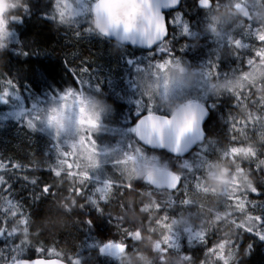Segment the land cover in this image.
Returning a JSON list of instances; mask_svg holds the SVG:
<instances>
[{"label":"snow or ice","instance_id":"6c2138e0","mask_svg":"<svg viewBox=\"0 0 264 264\" xmlns=\"http://www.w3.org/2000/svg\"><path fill=\"white\" fill-rule=\"evenodd\" d=\"M76 3V15L74 23L76 24L75 35L77 37L81 36L80 24H87V17L91 13L93 6V0H75ZM216 3V0H197V5L203 8L206 12L207 8L212 7ZM261 3H264V0H261ZM180 4V0H148V8L154 13L158 21L163 23V32L159 34L156 38H137L135 36L130 37V41L133 44L146 45L149 47H154L152 56L144 66L137 67V76L135 88L138 90V97L135 100L137 105L136 112L140 116L138 122L129 130L132 134V138H127V143L123 145H118L116 151L121 152V158H115L112 156V151L110 147L101 148L97 142L96 135L90 134V143L96 147L95 160L87 167H82L81 164H78V156L70 155L71 149L78 142L73 137L78 136L80 132L76 133H65L63 135L53 134L51 136L52 145L51 150L54 151V158L51 159V162L48 164L47 168L56 183L49 184L47 182L40 183L39 177L29 178L28 175H17L18 172H29L36 171L37 169L27 167L21 163H13L11 160L8 163L0 161V194L7 193L6 197H0L5 200L6 206H0V237H7L8 239L19 238V243L13 244L10 251L15 253L14 255L6 256L3 249H0V264H41L43 260H50L51 258H44L47 253L48 256H58V252L54 249H48L43 246L34 248L38 254V258L35 260H28L23 258L26 254V251L29 248H33L32 241L21 237L19 231L13 227L14 221H19L22 223L27 230L30 231L31 226L35 223L31 216L32 214L24 212V205L20 202L13 203L12 193V179L11 177H19L26 182L25 186H33V190L29 193V198L32 202L39 201L43 197H55L57 192H53L52 189L55 187L60 189L63 187V180L74 181L66 189L74 199L72 200L73 208L68 209L69 212L74 211H85L87 206H91L101 216H106L109 219V222L117 230L119 239H108V240H96L91 245L89 249H95L99 255H107L110 257L118 256V251H113L117 244H122L125 251L132 249L137 243L136 233L140 232V228L129 229L124 226L122 217H113L111 212H105V206L111 202V200L116 196L117 191L121 189L132 190L133 183L121 182L120 179L116 176L106 175L104 178H101L97 170L101 165L106 162L105 158H111L109 162L113 164L115 170L123 163L124 160L128 159L131 156L139 157L148 163L157 162L159 158L156 155H149L145 151L146 146H161L167 148L175 155H181L185 153L189 148L199 143L200 150L197 154V159L195 162L200 163V167H194L189 164L187 159L180 162L176 169L170 168L169 164L162 168L161 179H156L155 177L149 178L147 176L137 179L142 180L145 184V187L151 189L152 191H159L161 187L167 185L168 190L175 195L176 199H179L181 196H188L189 190H197L199 188V181L201 174L203 172V164L206 163L209 158L208 152L213 150L212 145L207 143L209 137H206L203 128L202 122L207 115V107L202 103V111L200 115L199 126L197 127L195 134L186 135L182 141L180 147L177 149L175 147V131L176 126L172 118L169 117V114L164 111L158 104L155 103L153 95L147 94L142 88V79L147 78L149 75L150 69H160L164 64L171 61L173 58L178 57L175 55L174 48L171 44L169 37V25H176L179 21L182 24V34L186 36L193 37L197 35L196 32L191 30L189 22L184 19L183 13L177 12L174 17L171 19L166 18L163 10L169 7H176ZM236 7H243L245 9L244 16L247 20V28L238 32H234L228 37L229 46L234 45L235 51L233 56H235L239 61L241 66L245 65L247 71L242 70V67L233 68L230 72H220L219 69V60L215 59V62L212 58H209L205 63L208 65L209 74L215 73V79H223L229 81V78H232V81H248V87L246 90H236L230 86H226L224 92L217 97L223 94H230L233 97L234 108H239L241 105L249 104L255 106L258 110H264V101H261L259 98L252 99L255 95L257 88L256 84L259 82L261 86H264V72L260 74V79L257 81L252 78L253 74L256 72L257 64L262 58L261 56V47H264V37L261 36L259 30L254 27L256 21L252 18V9L256 7L254 3H247L246 0L244 3H236ZM30 11L29 4L23 9V11L16 16L13 22H22V15ZM57 11L56 0H52V7L50 11L44 13L45 17L54 21L55 13ZM85 34L91 32L87 27L83 29ZM239 35L241 38H236ZM244 38L255 39L260 42L261 47L258 49H253L250 43H245ZM174 39V37H172ZM185 44L181 51H183ZM23 55H28V52L20 50ZM241 51H246L248 53H254L251 58H248L245 62ZM162 57L161 60H156V57ZM166 57V58H165ZM67 64V61H65ZM91 70L88 67L81 66L79 71L72 69L73 81L75 86H69L65 90L58 92L57 95L50 97V100L44 104L39 102H32L30 108H21L19 111L12 113L15 118L21 122L23 127H26L30 132L45 131L47 128L46 124V113L49 110V106L56 104L58 100H62L63 96L68 92L79 93L83 95L84 93L96 94L101 91L100 82L92 84L90 79H84L85 75L89 76ZM152 75L155 77L157 83L155 84L156 93L164 97H175L177 94H183L184 89L181 85L177 84L172 89L166 90L163 84V81H160L158 72H153ZM252 78V79H250ZM231 83V81H229ZM0 85L3 86V90L0 91V103L7 104L9 102V97H14L16 99L20 98V88L19 84L13 77H7L3 80H0ZM203 86L201 85V88ZM204 96H207V92H203ZM199 107H201V101L197 99ZM211 107H215V104H212ZM147 113L146 115L144 113ZM156 115L161 120L167 122V127L163 130V138L158 140L154 136L149 139V116ZM228 125V130L230 132L229 146L222 148V154L225 157H228L235 146H239L240 141L237 137L240 134L241 129H247L250 125L252 131L255 132L257 126L260 124V117L257 116L256 119H237L234 118V115L229 113V117L226 121ZM238 125L240 127H238ZM89 135V134H86ZM264 155V153H256L253 150V158L248 161L250 170L254 175L258 177L256 183H254L250 188L244 189L242 191L229 192L226 196L227 204L225 205L230 209L229 214H232L231 210H235L234 224L238 230V233H251L255 235L258 239L264 240V200L256 201L250 200L249 197L252 194L257 196L260 195V188L258 184H264V160L259 159V156ZM71 167L68 166L66 161H70ZM191 169V170H190ZM42 170V169H40ZM117 172V171H116ZM118 173V172H117ZM175 177L174 182L169 181V177ZM119 178V174H118ZM136 180V181H137ZM239 201L243 203V207H240ZM83 199L85 203L79 204L78 200ZM176 199L168 200L165 202V206H161L159 203L156 205V211L167 212L171 210V205L176 203ZM190 201L188 199H180L179 205L186 206L189 205ZM128 207V205H124ZM259 210V215H251L250 213L255 210ZM144 210L143 208L141 209ZM87 216V215H86ZM244 217L242 222L240 218ZM167 218V217H165ZM113 220L116 223H112ZM82 224H87L91 226L93 224L92 218H87L80 222ZM42 233L40 231L36 232V235L39 236ZM213 234L216 235V231L211 233L205 232H192L190 230H185L184 233L172 234L169 237L168 243L162 245V250H181V237L186 236L189 244L200 243L205 246L207 251L205 256L215 250L216 244L212 243L209 247L210 236ZM242 235L239 236L241 238ZM39 243V240H37ZM231 244L239 248L237 240L233 239ZM253 244L250 243L247 246V255L251 253ZM82 249L73 257H67L68 264H83L81 260ZM185 260H191L190 255H185L183 257Z\"/></svg>","mask_w":264,"mask_h":264},{"label":"trees","instance_id":"16d2710c","mask_svg":"<svg viewBox=\"0 0 264 264\" xmlns=\"http://www.w3.org/2000/svg\"><path fill=\"white\" fill-rule=\"evenodd\" d=\"M197 0H183L181 10L184 11L185 18H187L191 25L192 31L196 32L197 35L190 37L186 35H180L175 41H171V44L174 48L175 55L180 58L188 59L190 62L196 63L199 59L204 58L207 61L209 58H212L215 62V59H227L229 61L233 56V49H221L219 50L215 43L211 41V38L217 34H213L211 31L214 30V27L217 23L207 20V29L197 28V22L203 14L200 12V8L196 4ZM218 10V9H217ZM234 19V18H232ZM228 21V20H222ZM258 22H261L259 20ZM264 22V20H262ZM195 23V26H194ZM258 24H255L256 28ZM194 26V27H193ZM260 27L263 28V24H260ZM27 36L25 43L28 46L30 54L35 57L30 56L27 63H19L18 60L22 58L20 56L11 57L5 56L6 50L0 52V70L5 72L7 70V65H13L14 68L24 72L23 76L26 77L25 80L28 84L33 86L37 85L39 78V70L45 73V80L54 78L55 73L59 70L60 64L63 61L62 59L68 61H75L76 67L80 69L81 66L85 67H94L90 66L92 61L97 65H107L109 62V56L111 54V49L108 48L102 43L95 44L93 42L101 38L98 34H85L73 38L72 44L64 50V46L58 44V40L54 42L52 35V30L47 23L44 25H30L27 26ZM216 28V27H215ZM222 28V26H221ZM226 29H232L231 26H225ZM260 30V28H257ZM207 31L212 33L211 35L205 34ZM57 36V35H56ZM170 36H173L170 33ZM58 37V36H57ZM171 40V39H170ZM251 43L254 47H257L258 41L251 39ZM183 51L181 48L184 45ZM38 46L43 49V59L40 60L38 56ZM114 55V54H112ZM115 56V55H114ZM88 58L87 62H84L80 59ZM90 61V63H88ZM109 64V63H108ZM115 68H123L116 61L114 62ZM5 79L4 73H0V80ZM264 87V86H263ZM34 89L32 92L40 95L39 90ZM264 91V90H263ZM263 110H258L257 107L251 105H243L239 108H230L226 109L221 107L220 109L211 110L210 117L207 121V126L209 127V143L215 144V148L227 147L229 146L230 132L228 130V125L226 123L229 113L234 115V118L237 119H256L257 116L260 117V124L257 126L255 132L252 131L251 125L247 129H241L240 134L237 139L240 141L239 146L235 147H247L251 151L249 152V161L253 158V150L256 153H264V127L263 119H261ZM219 119V120H218ZM209 123V124H208ZM225 124V126H224ZM238 127H240L238 125ZM86 134L85 128L81 130L76 138H82ZM53 136V133L52 135ZM75 137H73L75 139ZM79 145H75L71 149L70 155H72L73 150H76L78 156L79 150L84 148L85 141ZM52 139L44 131H35L30 132L26 127H23L22 124L16 123H2L0 124V161L8 163L11 160L13 163H21L27 167L35 168L36 171L22 172L20 175H28L29 178L39 177L38 170L40 168L46 169L48 164L51 162V159L54 158V151L51 150ZM94 146V145H93ZM214 150L213 146H211ZM234 147V148H235ZM211 150V151H213ZM199 151V150H198ZM195 152V151H194ZM193 161L195 162L197 157ZM214 156V155H213ZM209 160V169L212 165V170L218 167H226L229 169H235L234 167L237 164H234L230 158L221 157L218 160L216 156ZM259 159L264 160V155L259 156ZM71 160L68 163V166L71 167ZM81 160L77 163L80 164ZM196 163V162H195ZM199 163V162H198ZM177 168V167H176ZM247 168L250 170L249 165ZM251 171V170H250ZM45 180L44 183H51L53 180L51 173L48 170H44ZM248 184L252 186L256 183L258 177L251 172L247 171L246 173ZM226 176V175H225ZM230 176V175H228ZM243 174L239 172V178L242 179ZM15 177H12V186L13 193L12 198L13 202H20L24 205V212L27 214L30 212L32 214L31 219L35 222L32 226L31 238L33 241V246H43L44 245H55L61 252L62 256L69 257L76 254L79 248L83 247L86 249V242L88 239H119L118 234L112 235L111 232H115L116 229L109 222V219L105 216L97 214L96 211L91 209L89 206L85 211H74L69 212L68 207L65 206L66 197L69 193L67 191L61 192V196H49L43 197L39 201L32 202L29 198V193L33 190V186L26 185V182L18 177V181L14 180ZM260 188V195L257 196L252 194L249 199L261 201L264 200V184H258ZM54 189V188H53ZM151 191L157 198V202L161 205L165 204L167 200L166 194H158L153 192L151 189H148L143 186H134L132 190L121 189L117 191V205L112 208H116L118 211V217H122L124 221L127 219L125 225H128L131 228H144L146 225L145 215L141 211V206L147 204L150 200ZM188 196H181L176 200V203L173 205V209L169 215L171 216H183L189 220L199 221L201 217H205L208 221L205 223V228L209 233L216 231V235L213 234L210 236L209 245L225 239L236 238L237 241L241 242L239 248V259L237 264H264V240L258 239L255 235L251 233H238V230L234 224V219L231 218H222L219 221H214L213 214L208 211V209L216 207V202H218L217 197L214 193L211 192H202L199 190L191 191L189 190ZM7 193L0 194V197H6ZM180 199H188L190 201L189 205L180 206ZM4 201L3 198H0V206ZM196 201L197 203H193ZM79 203H85L83 199L79 200ZM128 205V207H124ZM73 208V207H72ZM219 210V209H218ZM148 211V210H147ZM146 214L148 212L144 211ZM260 213L255 210L251 215H259ZM87 215V216H86ZM93 219V224L90 226L93 230L97 231L96 235L89 237L81 235L82 229L78 228L82 225V228H85V225L82 224L83 220L87 218ZM108 220V222H107ZM112 226L110 229H106L107 223ZM113 224L116 222H112ZM108 230V233L104 235L102 232ZM40 231L42 234L37 236L36 232ZM241 238H239V236ZM152 236H141L137 239L135 246L128 250L133 258L135 255L141 252L148 253V256L144 258L145 260L141 261V264H192L189 260H185L178 251H171L170 257H167L165 252H155L152 249ZM37 240L39 243L36 244ZM252 243L253 248L251 253L247 255V246ZM44 247V246H43ZM199 250L202 249L203 245L197 246ZM170 253V252H169ZM92 258L89 259L90 264H113L107 263L103 257H101L95 250H92ZM103 262V263H102Z\"/></svg>","mask_w":264,"mask_h":264},{"label":"flooded vegetation","instance_id":"af4514ba","mask_svg":"<svg viewBox=\"0 0 264 264\" xmlns=\"http://www.w3.org/2000/svg\"><path fill=\"white\" fill-rule=\"evenodd\" d=\"M26 4H29L30 11L28 13H25L22 15V22H12L11 28L13 29L12 33V39H15L16 42H11L8 45V49H6V55L5 56H11V57H17L20 56L22 59L18 60L19 63H27L30 56L35 57L34 55L30 54L28 50V46L25 43V39L27 36V26L30 25H44L47 23L49 27L52 30V35L54 38V42H56V39L58 40V44H61L64 46V50H66L71 44L72 39L76 38L75 32L77 29H75L76 24L73 22L71 25H63L59 22V10L57 9L55 13V20L52 21L45 17L44 13L50 11L52 7V0H25ZM5 0H0V5H4ZM215 5V3H214ZM14 3H9L8 7H11L13 10L15 8ZM8 7L0 8V12L6 13L8 10ZM203 14H205L204 10H199ZM21 12H15L14 15L17 16ZM88 19L87 24L81 23L80 28L84 29L85 27H88ZM58 37H57V36ZM84 35L83 33L81 36ZM211 41L214 43L220 42L218 38H211ZM95 44L102 43L106 46H109L108 48L111 49V54L109 58V62H107V65H97L92 61L90 66L94 67H88L91 72L88 75L84 76V79H90L92 84H95L97 82H100V88L101 91L96 94H90V93H84L83 95H88L92 98H94L101 106L103 107V120L101 124V128L99 131L95 130V126L92 125L91 127H86V131L89 134L87 139L90 140V134H97L96 139L99 145H123L127 143V138L131 139L132 134L128 132L130 128H132L135 125V118L138 117L136 108L137 105L135 104V100L138 97V90L134 87L136 84V76H137V67L138 66H144L148 62V60L151 58V56L147 59L143 57L142 55V49L134 46H124L120 44L119 42H116L114 40L101 37L97 39V41L93 42ZM23 49V51L28 52V55H23L20 51ZM38 46V56L39 59L42 60L43 55V49ZM220 50V49H219ZM153 52V51H152ZM151 52V53H152ZM114 54V55H112ZM63 58L59 70L55 73L56 76L52 79L45 80V73L39 70V78L37 81V86H35V89L39 90H47L49 93L53 95H57L58 92H61L65 90L69 86H75L73 81V75H72V69H76L79 71V69L76 67L75 61H68L67 64L65 63L66 60ZM84 62L88 61V58L86 59H80ZM117 62L120 66L123 68H115L114 62ZM90 63V61L88 62ZM109 63V64H108ZM235 64V62H232L230 60L229 65ZM7 65V73L10 75V77H15L17 80V83L19 84L20 92H24L27 88L32 89L34 86L32 85H24L23 80L26 79L25 76H23L24 72L21 70H18L14 68L13 65L6 64ZM1 66V63H0ZM87 67V66H85ZM153 72H156L155 69L149 70V75L147 76L148 79L154 80L155 77L152 75ZM146 78L142 79L145 80ZM143 90L145 92H149V90H146L145 86H142ZM247 86H244L240 90H246ZM134 93V95H132ZM222 93H219L220 95ZM81 94L79 93H73L68 92L66 95L63 96L62 100H58L56 105L58 104H65L68 99L73 98L76 102L78 96ZM258 96L255 94L254 97ZM219 98V99H218ZM223 98H229V100H223ZM44 99V97H43ZM211 96H205V102L206 103H212L218 106L220 109L221 107H227L234 106L233 97L226 95H221L219 97H216L214 100H211ZM218 99V100H217ZM232 101V102H231ZM249 105V104H244ZM213 108V107H212ZM16 122L20 123L17 119H14ZM219 120V119H218ZM264 121V120H263ZM264 125V124H262ZM207 134L209 132V127L206 129ZM145 150H148L149 152H153L154 150L148 149L145 147ZM97 150L95 149V152ZM112 156L115 158H121V152L116 151L115 149H111ZM73 156H77L76 150H73L72 153ZM111 158H105V161L101 167L97 170L98 175L101 178H104L106 175H112L116 176V178L120 179L121 182L128 183L132 182L133 186L138 185L141 183V180H137L140 178H134V173H136V166L137 161H140L139 157L131 156L124 160L123 163L120 165V167L115 170V167L110 161ZM125 164H134V167L131 169V172H126L123 168ZM42 169V170H40ZM38 170V176L40 178V183L42 186V183H44L45 180V173L43 168H40ZM118 173H117V172ZM22 172H18L17 175H20ZM119 174V178H118ZM12 178V177H11ZM53 178V177H52ZM15 181H18V177L14 178ZM137 180V181H136ZM53 181H55L53 179ZM63 183L65 186L69 187L71 183H74V181L69 180H63ZM117 203V202H116ZM108 226H111L107 223ZM112 228V227H110ZM84 229V228H80ZM97 231L93 230L89 225H85L84 234L87 235H93L96 234ZM139 233V232H138ZM152 233V232H149Z\"/></svg>","mask_w":264,"mask_h":264},{"label":"clouds","instance_id":"9594fccd","mask_svg":"<svg viewBox=\"0 0 264 264\" xmlns=\"http://www.w3.org/2000/svg\"><path fill=\"white\" fill-rule=\"evenodd\" d=\"M9 3H14L19 9H24L27 5L25 0H5V4L0 5V8L8 7ZM147 5L148 0H94L88 27L99 36L114 37L120 43L129 42L132 36L149 39L151 38L150 25L155 15ZM56 7L59 10V22L65 26L71 25L76 15L75 0H56ZM15 18L14 10L11 7H8L6 13L0 14V52H3L10 43L13 33L10 25ZM197 74V69H189L182 64L169 66L163 78L164 87L166 90H170L177 84L182 87L187 86L197 77ZM176 103L184 105L172 118L176 126L175 147L178 149L186 135L195 134L201 112L197 100L191 97L176 101ZM102 120L103 107L88 95L78 96L74 104L53 105L46 114L47 128L57 135L81 132L84 128L92 125L95 126L96 131H99ZM166 127L167 122L163 120L153 124L155 131L164 130ZM94 160L84 155L80 164L82 167H87ZM161 169L162 167H153L145 161H137L136 173L133 175L134 178L147 176L161 179ZM168 179L170 182H174L175 177L172 176ZM209 179H214L211 169L209 170Z\"/></svg>","mask_w":264,"mask_h":264},{"label":"rangeland","instance_id":"374dc122","mask_svg":"<svg viewBox=\"0 0 264 264\" xmlns=\"http://www.w3.org/2000/svg\"><path fill=\"white\" fill-rule=\"evenodd\" d=\"M238 2L244 3L245 0H216L215 6H216V8L218 6H221V7L225 6V8L228 9V6L230 5L231 8L234 7V9H236L237 7L235 5ZM246 2L250 3V4L254 3L256 5V7H254L252 9L253 17L258 14V11H260L258 16H260V17L264 16V4L261 3V0H246ZM19 10L20 9L18 8L16 10V12L19 11ZM178 12L183 13L180 10H178ZM209 12H206L205 14L201 15V18L197 22V28H200L202 30L207 29L209 31V29L207 27V20H206L205 17L210 18V19H214L213 15H211ZM3 13L4 12H1L0 14H3ZM231 15H232V13L229 10L228 11L227 10H222L217 15V17L219 19H221L220 21H222V20L228 19V17L231 16ZM183 17H184V14H183ZM241 17L243 18L242 15H241ZM184 19H186V18L184 17ZM216 23H217V21H216ZM194 26H195V23H194ZM208 31L205 34L211 35L212 33L211 32L209 33ZM175 32H176L177 35H181L182 34V24H180L179 21L176 24ZM224 35H225V33H220V34H217V35L213 36L212 38H218L219 41H221L223 39ZM226 36L228 37L230 35H226ZM11 42H16L15 39H12V36L10 38V43ZM227 42H228V39H226L224 41V43H227ZM261 50L264 51V47H261ZM157 60H159V59H157ZM263 60H264V58H263ZM179 61H181V60H179L177 58H173L171 61H169L168 63L164 64L160 69H157L160 81H163L164 75L168 71L169 66H179V65L182 64V65L187 66L189 69H197L198 70L197 66H194V65H191V64H187L185 62H180L179 63ZM205 62L206 61H199L197 64H199L201 67L204 68L203 72L206 74V76H208V75L211 76V74H209V71H208V65ZM233 68H235V66H231L229 69L232 70ZM247 70L248 69H246L245 71H247ZM1 72L2 71L0 70V73ZM220 72L224 73V72H230V71H220ZM262 72H264V66L261 67L260 64H257L256 72L253 74L252 78H254L256 80L258 79L257 81H259V79H260L259 77H260V74ZM198 76H199V73L197 74V77L189 85L183 87V89H184V93L183 94H177L175 97H172V96L164 97V96L160 95L159 100L156 99V104H158L160 106V108L172 109V108H175L176 106H178L179 104H181V103H176V101L183 100V98H180V97L182 95H185V93H186V95H188V94L189 95H196L197 91H199V89H202V88H204L206 92L210 93L212 88H213L212 85H215V87H218V89H225L226 86H230L231 87V86H235V85H242V84H244V82H248V81H244V82L232 81V78L230 77L229 81H231V83H229V81H225L223 79H219L215 83H206L203 86V83L199 80ZM252 78H250V79H252ZM156 83H157V81H156ZM258 84H260V83L257 82L256 88H257ZM201 85L203 86L202 88H201ZM215 94H217V93H213L212 95H215ZM196 97H197V99H202V100L204 99V95L203 94H200V95H198ZM260 97L264 98V91L260 92ZM260 97H256V98H253V99L259 98L261 101H264V99H261ZM31 100H34L36 102H40L41 104H43V102H45V103L48 102L50 100V98H44L43 101H39V98L37 96H34V97L31 98ZM172 101H175V102H172ZM69 103H73L74 104L75 103L74 99L73 98H71V99L69 98L68 101L65 103V105H67ZM27 104L28 103L26 102V100L24 98L20 97L19 99H16L14 97H9V102L7 104L0 103V108L6 106L5 115L7 117H9V118L16 119L15 116L12 115V113H14L16 111H19L22 107L23 108H28ZM173 104L175 105L174 107L171 106ZM2 117H3V115L0 113V120L2 119ZM261 119L264 120V110L262 112ZM262 123L264 124V121ZM263 127H264V125H263ZM44 132L47 133L50 136V138H51V135L53 133L51 130L46 128ZM75 139L78 141L76 143L77 145H79V144H81L83 142V140H81L79 138L75 137ZM250 151L251 150L249 148H247V147H235V148H233L232 153L228 156V158H230V160L234 164H237V166L234 167L235 169H229V168H226V167H218V168H215V169L211 170L214 173V179H209V170L212 168V165H211V168L209 169V167H210L209 164H203V172L201 174V178H200V181H199V187H200L201 193L211 189L210 188V183L212 181L214 183L215 189L219 191L217 193V195L218 196H222V197H220L221 200L216 202V207L220 211H214L212 209H208L209 212H212L214 214L213 215L214 216L213 219L215 221H217V220H219L221 218L233 217V215L235 213V210L232 209L231 210L232 214H229L230 209L225 206L227 204L226 196L228 195V193L230 191L234 193L236 191H242L245 188L247 189V188L251 187L250 185H248L247 175H246V173L244 172V169H243V167H244L245 169L250 171L247 168V164H248L247 162L249 161V157H250L249 152ZM159 155H160L161 160H163L162 159L163 156L160 153H159ZM193 155L194 154H192L190 157H193ZM219 156L225 157V156H223L222 152H220ZM186 159L189 160L188 158H186ZM199 165H200V163H199ZM239 172L243 174L241 185H240V179H239ZM223 175H226L229 178V180H222L221 178L223 177ZM228 175H230V176H228ZM233 184H235V185H233ZM237 201L239 202L240 207H243V203L239 201V197H237ZM193 203H197V202L193 201ZM1 206H3V205H1ZM257 211L259 212L258 209H257ZM108 212H111L113 217H118V211H117L116 208H111V209H109ZM251 213H253V211ZM105 218L108 219V217H106V216H105ZM233 219L235 220L236 218L233 217ZM241 219L242 220H240V221L242 222L244 220V217H241ZM113 221L116 222L115 220H113ZM207 221H208L207 218L201 217L199 219V221H197V223L200 224V225H205V223ZM107 222H108V220H107ZM159 225L160 226L167 225L170 228V232H169L168 236L164 240V242L166 244L168 243L169 237L172 234H174V233L175 234L184 233L185 230H190L192 232H205L200 227H196L195 225H192V224H186L185 221H183L182 219H172L168 223L159 222ZM81 226L82 225H80L78 228H81ZM110 227H112V226H108L107 225L106 229H110ZM106 229H105V231H99V232H102L104 235H106L108 233V230H106ZM231 241H223V242H221L219 245H217L215 247L214 251H212V252H210L208 254V256H205V252L207 251V249L205 251H203V253H202L203 254V258L201 259L199 264H217V261H218L217 259L218 258L223 264H228L230 262L235 261V259H236L235 256H236V252H237L238 249L231 244ZM180 243H181V246H182L181 250L186 255H192L191 248L193 246L197 245V243L189 244L188 240L186 239V236H182L181 237ZM88 245H89V243L87 244V246ZM10 249H11V247L8 248V252L6 253V256H10V255H14L15 254V253L11 252ZM51 249H54V248H51ZM54 250L56 252L60 253L57 249H54ZM123 257H124V255L121 256V257H116L115 260H120ZM124 259L125 260L123 262L119 263V264H125V263H127L129 261H132V258L128 254L125 255ZM113 264H117V263H113Z\"/></svg>","mask_w":264,"mask_h":264},{"label":"water","instance_id":"95a60500","mask_svg":"<svg viewBox=\"0 0 264 264\" xmlns=\"http://www.w3.org/2000/svg\"><path fill=\"white\" fill-rule=\"evenodd\" d=\"M180 2H181V0H180ZM205 3H207V0H205ZM179 5H180V4H179ZM179 5H177L176 7L165 8V9L163 10L165 17H166V11H169V10H171V9H173V8H178ZM166 18H167V17H166ZM150 27H151V38H156V37L159 36L160 33L163 32V23H162V21H158V20L156 19V17H154V19H153V21H152ZM168 29H169V28H168ZM108 38H111V39H114V40H115L114 37H108ZM124 44L137 45V46H140V47H142V48H146V49L152 48V47H149V46H146V45H140V44H138V43H137V44H133L131 41L126 42V43H124ZM153 47H154V46H153ZM183 107H184V106H182V107L179 108L178 110L182 109ZM178 110H177V111H178ZM177 111H176V112H177ZM201 111H202V103H201V107H200V112H201ZM176 112H174L173 114H171L169 117H170V118H173V117L176 115ZM208 116H209V110L207 109V115H206V117L204 118V120H203V122H202V128H203V131H204L205 135H206V131H205V129H204V123H205V121L207 120ZM160 120H161V119H160L158 116H156V115H150V116H149V139H151L153 136H154L156 139H158V140H160V139L163 138V130L155 131V130L153 129V124H154L155 122H157V121H160ZM198 120L200 121V116L198 117ZM198 126H199V124H198ZM196 144H197V143H196ZM196 144L192 145V146L189 148V150H187L185 153H183V154H181V155H175V154H173L171 151H169L167 148H165V147H161V146H148V147H151V148H157V149H165V150H167L168 152H171V153H172L173 155H175V156H183V155L187 154L189 151H191L192 148H193ZM180 145H181V143H180ZM161 188H167V185H165V186H163V187H161ZM122 250H123V246H122V245H118V244H117L116 247L113 249V251H118V253H120ZM36 258H38V257H36ZM36 258H25V259H28V260H35ZM41 264H68V262H67V261H64V260H62V259H60V258H57V257H51L50 260H43V261H41Z\"/></svg>","mask_w":264,"mask_h":264},{"label":"bare ground","instance_id":"6f19581e","mask_svg":"<svg viewBox=\"0 0 264 264\" xmlns=\"http://www.w3.org/2000/svg\"><path fill=\"white\" fill-rule=\"evenodd\" d=\"M103 263V262H102Z\"/></svg>","mask_w":264,"mask_h":264}]
</instances>
